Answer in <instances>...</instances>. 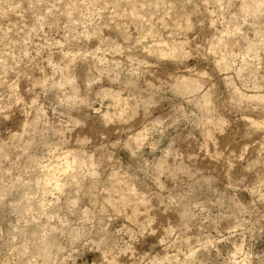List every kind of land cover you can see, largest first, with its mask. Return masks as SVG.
Wrapping results in <instances>:
<instances>
[{"label": "rangeland", "instance_id": "374dc122", "mask_svg": "<svg viewBox=\"0 0 264 264\" xmlns=\"http://www.w3.org/2000/svg\"><path fill=\"white\" fill-rule=\"evenodd\" d=\"M0 264H264V0H0Z\"/></svg>", "mask_w": 264, "mask_h": 264}, {"label": "bare ground", "instance_id": "6f19581e", "mask_svg": "<svg viewBox=\"0 0 264 264\" xmlns=\"http://www.w3.org/2000/svg\"><path fill=\"white\" fill-rule=\"evenodd\" d=\"M253 4V5H252ZM248 5L250 8H254L255 7V4L253 3V1L251 2H248ZM260 5V4H259ZM258 6V5H257ZM257 9V8H256ZM60 171H63L64 173H68L69 172V168L66 166H64V168H62ZM50 184V183H49Z\"/></svg>", "mask_w": 264, "mask_h": 264}]
</instances>
